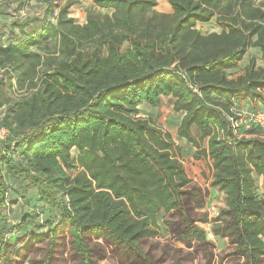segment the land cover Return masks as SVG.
Wrapping results in <instances>:
<instances>
[{"label": "trees", "instance_id": "16d2710c", "mask_svg": "<svg viewBox=\"0 0 264 264\" xmlns=\"http://www.w3.org/2000/svg\"><path fill=\"white\" fill-rule=\"evenodd\" d=\"M45 1L0 21V264H213L197 226L209 190L171 133L140 115L163 96L182 115L178 140L224 194L212 226L228 246L221 260L264 264V129L235 137L229 120L237 100L264 94V0H167L170 13L157 0H91L112 11L89 10L83 24L69 16L77 1ZM212 21L218 32L196 27ZM252 48L261 64L251 56L228 74ZM13 182L46 209L38 231H23L36 210L9 218Z\"/></svg>", "mask_w": 264, "mask_h": 264}, {"label": "rangeland", "instance_id": "374dc122", "mask_svg": "<svg viewBox=\"0 0 264 264\" xmlns=\"http://www.w3.org/2000/svg\"><path fill=\"white\" fill-rule=\"evenodd\" d=\"M68 0H53V4L58 8L63 5ZM77 1L71 8L69 16L75 20L77 24H83L85 22V15L89 10L100 11L102 13H110L112 10L98 9L94 7L91 3V0H74ZM158 6L155 7L156 11L170 13L171 9L167 3V0H157ZM46 6L45 0H0V21L9 22L15 18H25L39 13ZM57 11V9H55ZM197 29L202 34H207L213 31H219V28L214 24V22L206 23V24H198ZM251 56L256 58L257 64H261L260 52L256 48L249 49L246 53L244 59L237 65L235 68L228 70V74L231 76H237L241 74L243 71V65ZM12 93V92H10ZM19 94H13V97H17ZM260 101H264V94L262 95V99H256ZM171 99H163L161 104L158 107H151L147 104H143L140 106V115L141 116H151L158 125L164 127L168 130L172 136L176 140L177 133H175V126L179 121V116L176 112L173 111L171 107ZM257 110L259 109L258 104H241L238 103L237 106L232 108L233 111L237 112L239 110ZM241 113V112H237ZM238 122L242 124L240 120H243L242 116H237ZM240 124V125H241ZM264 133V132H263ZM195 136V135H194ZM197 137V135L195 136ZM173 138V139H174ZM180 142V141H179ZM179 144V143H178ZM180 145V144H179ZM206 143L203 141L201 146H205ZM182 158L185 170L187 174L192 178L198 181L200 184L205 185V187L209 190L208 196L205 199V204L200 208L199 212L201 215H206L208 222L200 223L197 222V226L206 230L207 232L212 233V237H207L208 241L214 246L213 248V264H230V259H226L225 261L221 260L224 256L225 252H228V246L226 244L225 239L216 237L212 231V226L214 220L217 217H220L221 211L225 207V199L224 194L216 187L211 185L212 173L208 169L207 163H205V159L202 158L200 160H196L193 158V153L196 148L189 143L182 144ZM73 173V171H71ZM257 195L264 197V183L259 178L257 179ZM14 190L12 193H9L8 201L14 203L9 211V218L12 221H16L19 219L25 211L36 210L38 213V218L33 223L27 225V227L23 231L35 232L38 231V226L45 220L47 213L46 209L42 204L37 200L36 194L34 191L30 190L24 192L22 189L20 190L16 183L13 182ZM214 205L215 210H210V207ZM57 212H54V217L56 218ZM162 212L158 215V225L160 227V237L158 240L164 241L169 237V234L166 232L164 225L161 220ZM22 231V232H23ZM22 232H19L18 235H21ZM176 246L181 244L175 243ZM99 264H112V261L109 259L99 260Z\"/></svg>", "mask_w": 264, "mask_h": 264}, {"label": "built area", "instance_id": "2783aa9c", "mask_svg": "<svg viewBox=\"0 0 264 264\" xmlns=\"http://www.w3.org/2000/svg\"><path fill=\"white\" fill-rule=\"evenodd\" d=\"M57 15V11L53 13V16L55 17ZM233 111V110H232ZM241 112V113H237ZM233 111L234 114H237V116H242L243 120H240L242 122H238V118L230 117V123H231V131L235 137H240L246 130H249L251 128H261L264 129V109H257V110H239V111ZM236 116V115H235ZM241 124V125H240ZM9 136V130L6 127L0 126V141H4ZM210 210H215L214 205L210 207ZM206 232L207 237H212L211 232Z\"/></svg>", "mask_w": 264, "mask_h": 264}, {"label": "crops", "instance_id": "0c3cea01", "mask_svg": "<svg viewBox=\"0 0 264 264\" xmlns=\"http://www.w3.org/2000/svg\"><path fill=\"white\" fill-rule=\"evenodd\" d=\"M245 64V63H244ZM163 99H171L172 100V97L171 96H163L162 97V99H161V102H162V100ZM173 101V100H172ZM171 101V102H172ZM238 103H241V104H249V105H255V104H258V106H259V109H264V101H260V100H249V99H240V100H237L236 102H235V106H237L238 105ZM161 104V103H160ZM158 107V106H157ZM171 107H172V103H171ZM155 108V107H154ZM177 113V112H176ZM178 115H180L179 116V120H180V118H181V114L180 113H177ZM177 126H178V124H176V126H175V133H177ZM192 133L196 136L197 135V137L199 136V132H198V130L195 128V127H192ZM172 135V134H171ZM177 136V135H176ZM173 138H174V136H172ZM174 140L175 141H177L179 144H180V146H181V143L182 144H185V143H187V142H185L184 140H176L175 138H174ZM180 141V142H179ZM205 143H206V141H205ZM205 163H206V160H205ZM259 179L260 180H262V178L261 177H259Z\"/></svg>", "mask_w": 264, "mask_h": 264}]
</instances>
